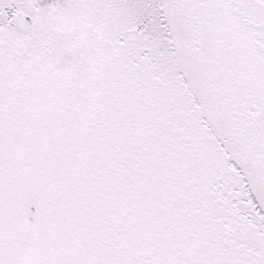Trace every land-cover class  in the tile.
Segmentation results:
<instances>
[{
  "label": "snow or ice",
  "instance_id": "1",
  "mask_svg": "<svg viewBox=\"0 0 264 264\" xmlns=\"http://www.w3.org/2000/svg\"><path fill=\"white\" fill-rule=\"evenodd\" d=\"M0 264H264V0H0Z\"/></svg>",
  "mask_w": 264,
  "mask_h": 264
}]
</instances>
